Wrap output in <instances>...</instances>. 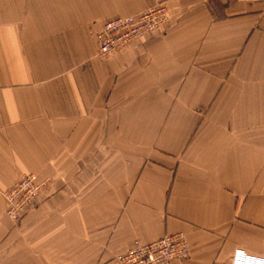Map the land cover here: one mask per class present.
Masks as SVG:
<instances>
[{
  "label": "crops",
  "instance_id": "0c3cea01",
  "mask_svg": "<svg viewBox=\"0 0 264 264\" xmlns=\"http://www.w3.org/2000/svg\"><path fill=\"white\" fill-rule=\"evenodd\" d=\"M0 0V264H113L174 232L169 264H264V0ZM48 179L19 220L2 190Z\"/></svg>",
  "mask_w": 264,
  "mask_h": 264
},
{
  "label": "built area",
  "instance_id": "2783aa9c",
  "mask_svg": "<svg viewBox=\"0 0 264 264\" xmlns=\"http://www.w3.org/2000/svg\"><path fill=\"white\" fill-rule=\"evenodd\" d=\"M169 9L166 0H153L150 6L123 17H114L102 25L96 36L97 56L111 55L117 49L125 48L138 38L158 32L168 20ZM33 172L22 174L8 188L2 190L6 199V213L16 220L30 202L47 185ZM190 248L182 233L166 234L147 243L135 241L131 248L114 257L113 264H169L174 259L183 260L190 255Z\"/></svg>",
  "mask_w": 264,
  "mask_h": 264
},
{
  "label": "rangeland",
  "instance_id": "374dc122",
  "mask_svg": "<svg viewBox=\"0 0 264 264\" xmlns=\"http://www.w3.org/2000/svg\"><path fill=\"white\" fill-rule=\"evenodd\" d=\"M29 172H33V171H29ZM29 172H25V173H29ZM25 173H23V174H25ZM34 174H35V173H34ZM36 174H37V173H36ZM21 176H22V174H21ZM21 176H20V177H21ZM36 176H37V175H36ZM17 177H18V176H17ZM17 177H16V179H17ZM16 179H15V180H16ZM38 179H39V178H38ZM15 180H14V181H15ZM39 180H40V179H39ZM41 180H46V184H49L48 179H41ZM14 181H13V183H14ZM13 183H12V184H13ZM45 186H46V185H45ZM8 187H9V186H8ZM43 187H44V186H43ZM43 187H42V188H43ZM42 188H41V189H42ZM5 189H6V188H5ZM1 192H2V191H1ZM39 192H40V189H39ZM2 194H3V192H2ZM3 196H4V195H3ZM36 197H37V196H36ZM4 198H5V197H4ZM35 199H36V198H34V200H33L32 202H30V203L28 204V206H27L23 211H21V213H20V217H21V215L23 214V212H24L27 208H29V207L31 206V203H33V202L35 201ZM5 200H6V199H5ZM6 203H7V202H6ZM20 217H18L16 220H19Z\"/></svg>",
  "mask_w": 264,
  "mask_h": 264
}]
</instances>
